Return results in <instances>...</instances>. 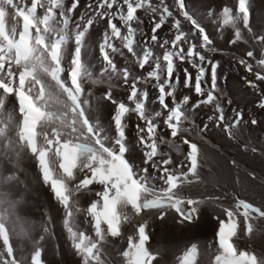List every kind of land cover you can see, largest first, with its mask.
Segmentation results:
<instances>
[{
  "label": "snow or ice",
  "instance_id": "snow-or-ice-1",
  "mask_svg": "<svg viewBox=\"0 0 264 264\" xmlns=\"http://www.w3.org/2000/svg\"><path fill=\"white\" fill-rule=\"evenodd\" d=\"M79 4L80 0H72L70 5H66L65 0H31L30 5L25 0H0V162L11 160L13 156L18 161L23 153L34 157L44 183L50 186L63 209V227L82 264H108L104 246L109 243V238L120 237L122 226L134 217L155 211L162 220L168 210L174 209L182 218L180 222H191L197 212L195 205L202 203L201 200L185 199L175 191L184 183H192V178L199 180L200 155L198 145L182 135L187 131L184 124L188 120L184 105L189 103L190 97L184 96L181 102L175 101V84L179 83V77L173 80L176 60L181 63L187 61L197 69L194 84L191 74L184 69V86L194 88L195 93L202 97L192 105V109L214 105L218 113L216 127L224 123L225 117L220 104L215 103L219 91L217 65H211V84L205 92L202 87L205 69L202 65L206 57L187 39L188 34L182 31L180 19L171 22L174 37L159 43V47L165 49L162 56L153 58L151 45L159 41L157 30L172 16L166 6L158 9L153 0H90L87 5L89 11L74 19ZM176 5L180 15L199 33L201 47L208 49L212 41L196 20L184 11V0H176ZM237 8L235 15L229 7L221 10L223 25L234 28V38L230 43L243 39L240 28L235 27L237 22L242 21L245 28L248 26L247 0H238ZM140 10L158 17V20L151 21V43L137 52L139 29L134 25L143 23L137 15ZM101 22L105 23V30L98 47L103 66L99 78H93L83 57L90 30ZM254 39L264 42V37ZM182 42L189 44L187 50ZM168 45L171 47H166ZM124 49L141 70L146 65L151 70L144 76H134L129 68H118L113 54L123 56ZM246 55L254 58L252 51ZM240 63L252 72V64L243 59ZM257 64L264 68V58L259 59ZM255 76L256 80L264 81V75L259 72ZM113 80H122V86L128 87L127 99L133 106L113 98L111 87L103 94L102 99L116 105L112 117L116 134L109 138L104 135L99 120H93L89 115L92 108L89 97L93 94L85 92L84 84H111ZM151 80L156 81L153 86L158 89L157 100L166 114L150 111L146 107L148 91L137 87L139 83ZM247 83L257 88L255 82ZM9 97H13L14 102H10ZM166 97L173 98L174 107L166 103ZM9 103L11 107H6ZM258 106L264 109V98ZM130 113L143 122V127L136 125L138 143L143 149L144 163L150 164L154 170L151 174L147 167L136 168L125 157L128 151L126 118ZM162 116L171 138L175 140L179 136L182 143L188 146L184 157L186 165L169 168L168 165L173 163L171 156L163 158L167 154L161 152L160 143L169 144L176 150L180 145L169 143L163 136L157 137L159 125L154 121ZM242 118V113L237 112L232 123L225 125L224 131L229 138L232 137V128L237 127ZM208 119L211 121L213 117ZM252 123L257 122L253 120ZM207 128L208 125H203L201 131ZM106 140L110 142L106 144ZM181 167H186L187 171H177ZM80 173H83V178H78ZM15 179L12 174L3 178L6 181ZM157 180L162 182L160 187L154 183ZM93 184L102 186L101 190L95 191L98 199L82 208L73 197L81 192L93 191L90 187ZM15 204V200L7 199L5 193L0 192V264H22L10 241V234L16 230L12 219ZM185 204L190 207L185 209ZM220 207L227 220L216 217L219 220L216 234L218 254L214 264H264V259L255 254L238 251L232 239L240 228L238 217H243L245 235H251L254 231L252 221L264 218V210L240 199L231 208ZM80 214L90 224L92 235L78 228L76 217ZM8 223L13 224L11 230ZM146 228L147 221H144L136 227L133 235L128 236L127 247L119 253L122 264H153L157 259V255L146 246L149 240ZM44 231H49L47 226ZM197 255L198 247L193 244L180 257L181 264H195ZM40 257V250L34 249L30 264H41Z\"/></svg>",
  "mask_w": 264,
  "mask_h": 264
},
{
  "label": "rangeland",
  "instance_id": "rangeland-1",
  "mask_svg": "<svg viewBox=\"0 0 264 264\" xmlns=\"http://www.w3.org/2000/svg\"><path fill=\"white\" fill-rule=\"evenodd\" d=\"M66 5H70L72 0H65ZM90 0H80L79 7L74 14V19L80 14L89 11L87 5ZM156 8L166 6L172 13L167 18L163 27L157 30L159 41L152 44L155 56H162L164 48L159 47V43L165 39L174 37V30L171 28L173 19L181 20V29L187 33V39L191 44L196 45V50L206 57L204 64L205 76L202 80V87L207 92L211 84V65L216 64L217 86L216 93L219 103L223 109L224 123L216 127V116L214 105H201L192 109L202 97L198 96L194 88L185 87L184 69L192 76V83H195L197 69L191 63H183L176 60V70L173 80L179 77V83L175 84V101L181 102L184 96H189L190 101L184 105L188 120L184 127L186 132L182 135L198 145L200 155L198 157L199 180L193 179L192 183H184L175 191L185 199L201 200L202 203L195 205L197 212L191 222L181 221L179 213L174 209L168 210L164 219H159L155 211L143 212L139 217H134L130 223L122 226V235L118 238H109V243L105 247V258L108 264H122L119 253L127 247V238L135 233L136 227L147 221L146 232L149 235L147 247L149 251L157 255L153 264H181L180 257L193 245L198 247V255L195 264H214L215 256L218 254L217 230L220 219L227 220L223 207L231 208L237 199L244 200L254 207L264 210V109L260 108L259 102L264 98V81L256 80L255 73L264 75V68L257 64L259 59L264 58V42H260L256 37H264V0H251L247 7L249 11L248 26L245 28L243 22H237L235 27L240 28L243 39L237 43H230L234 38V28L223 25L221 10L229 7L233 10V15L237 14L238 0H184L185 9L193 19L205 30L212 41L208 49L201 47L202 40L198 32L193 29L191 23L184 19L176 5V0H153ZM191 4V5H190ZM143 23L134 25L137 32V52L150 44L152 23L158 17L150 16L143 10L138 11ZM105 30V23L95 24L87 37V49L84 54L93 78H99V73L103 63L99 54V42ZM119 44V41H116ZM183 43V42H182ZM71 47V46H70ZM166 47H171L170 45ZM185 50L189 44L183 43ZM211 49H216L212 51ZM125 55L113 54L118 68L127 67L134 76H144L151 69L146 65L143 70L134 62L131 54L123 50ZM252 51L253 57H248L246 53ZM243 59L248 64L253 65L252 72H248ZM209 61L211 63H209ZM199 63V61H197ZM67 76V72L64 73ZM247 81H253L257 88L249 86ZM162 82V81H161ZM206 82V83H205ZM70 83V81H69ZM156 81L148 83L141 82L138 88L146 89L149 93L146 107L151 110L162 111L158 103V89L155 88ZM122 80H113L109 83L91 84L85 83V92H92L89 97L92 108L89 115L93 120H99L100 126L104 129V135L109 138L115 136V127L112 117L116 105L108 100L102 99L111 87L112 96L117 101H122L133 106L128 101L129 90L127 86H122ZM168 89H166L167 91ZM10 102H14L13 97H9ZM230 101V103H229ZM166 103L174 107L172 97H166ZM11 107V103L6 105ZM242 113V120L237 127L232 128V137L224 131L225 125L232 123L236 113ZM213 119L210 121L208 117ZM255 120L257 123L253 124ZM159 127L157 137L163 136L171 144H179V150L169 147V144L160 143V150L171 156L173 163L169 168H176L178 164H187L185 154L189 150L187 145L182 143L178 136L173 140L170 130L163 124V116L157 118ZM126 144L128 151L125 154L136 168L147 167L149 173H153L150 164L144 163V153L142 146L138 143L136 125L139 121L134 113H130L126 118ZM203 125H208L207 130L201 131ZM110 141L106 140L108 144ZM159 143V139H158ZM255 149V151H253ZM156 159H160L157 157ZM235 162V163H233ZM186 172V167L177 169ZM12 174L15 180H3L7 175ZM159 175V173H155ZM78 178H83V173L78 174ZM0 192L5 193L6 198L15 200L14 215L15 233L10 234V241L14 248V253L22 264H30V256L34 249L41 252V264H82L81 257L72 247L68 234L63 227L64 212L54 198L50 186L46 185L42 179L38 163L34 157L23 153L17 161L13 156L11 160L3 159L0 162ZM157 187L162 185L161 181H154ZM93 191L78 193L73 199L79 201L82 208H86L93 200L98 199L95 191L101 190L102 186L93 184L90 186ZM219 197L220 199H215ZM212 198V199H209ZM190 206L184 205L187 209ZM240 228L237 236L233 237V243L238 251H246L255 254L258 258L264 259V218L252 221L254 231L251 235H245L243 217H238ZM77 226L80 230L92 235L90 224L85 222V217L80 214L76 217ZM45 226L49 231L45 232ZM11 230L12 223H8Z\"/></svg>",
  "mask_w": 264,
  "mask_h": 264
},
{
  "label": "bare ground",
  "instance_id": "bare-ground-1",
  "mask_svg": "<svg viewBox=\"0 0 264 264\" xmlns=\"http://www.w3.org/2000/svg\"><path fill=\"white\" fill-rule=\"evenodd\" d=\"M251 0H248V2H250ZM30 2H31V0H25V3L26 4H29L30 5ZM191 5V4H190ZM7 107V106H6Z\"/></svg>",
  "mask_w": 264,
  "mask_h": 264
}]
</instances>
